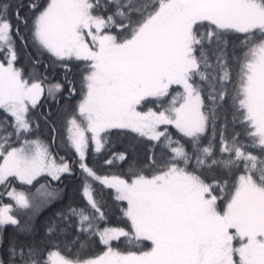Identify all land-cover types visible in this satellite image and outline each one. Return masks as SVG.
Listing matches in <instances>:
<instances>
[{"label": "snow or ice", "instance_id": "6c2138e0", "mask_svg": "<svg viewBox=\"0 0 264 264\" xmlns=\"http://www.w3.org/2000/svg\"><path fill=\"white\" fill-rule=\"evenodd\" d=\"M0 264H264V0H0Z\"/></svg>", "mask_w": 264, "mask_h": 264}, {"label": "trees", "instance_id": "16d2710c", "mask_svg": "<svg viewBox=\"0 0 264 264\" xmlns=\"http://www.w3.org/2000/svg\"><path fill=\"white\" fill-rule=\"evenodd\" d=\"M61 155H63V152L60 153ZM105 169L108 168V166H104ZM113 171H115V169H113ZM66 183L68 184L69 186V190H71V188L74 186V184L76 183L75 181H66Z\"/></svg>", "mask_w": 264, "mask_h": 264}, {"label": "rangeland", "instance_id": "374dc122", "mask_svg": "<svg viewBox=\"0 0 264 264\" xmlns=\"http://www.w3.org/2000/svg\"><path fill=\"white\" fill-rule=\"evenodd\" d=\"M64 154V153H63Z\"/></svg>", "mask_w": 264, "mask_h": 264}]
</instances>
